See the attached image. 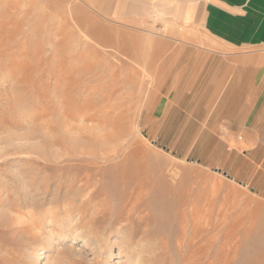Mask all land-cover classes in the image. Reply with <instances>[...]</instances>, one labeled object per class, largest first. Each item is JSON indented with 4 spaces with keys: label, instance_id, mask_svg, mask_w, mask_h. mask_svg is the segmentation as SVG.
<instances>
[{
    "label": "rangeland",
    "instance_id": "374dc122",
    "mask_svg": "<svg viewBox=\"0 0 264 264\" xmlns=\"http://www.w3.org/2000/svg\"><path fill=\"white\" fill-rule=\"evenodd\" d=\"M89 1L0 0V264H165L182 236L184 218L175 217L184 200L202 219L197 238L206 240L192 249L212 239L214 264L223 243L238 250L236 264H251L250 254L264 253V83L260 93L254 85L264 74L243 55H264V43L230 51L203 44L200 19L177 35L133 27ZM257 4L247 17L264 23V0ZM208 54L231 61L224 99L210 92L223 63L201 57ZM245 102L254 109H240ZM245 113L254 118L241 121ZM255 121L257 134L238 133L240 125L255 130ZM67 139L89 147L101 140L117 162L127 157L119 178L93 185L102 196L84 206L68 205L81 194L62 197L59 179L49 176L61 171L42 164H58L73 147ZM110 162L103 166L113 169ZM111 210L123 213L90 225ZM205 218L209 232L200 229ZM200 257L192 264H207Z\"/></svg>",
    "mask_w": 264,
    "mask_h": 264
},
{
    "label": "crops",
    "instance_id": "0c3cea01",
    "mask_svg": "<svg viewBox=\"0 0 264 264\" xmlns=\"http://www.w3.org/2000/svg\"><path fill=\"white\" fill-rule=\"evenodd\" d=\"M93 1L96 7L100 9L99 11L101 13L118 18L119 20H126L128 23L133 24V27H139L141 24H143V27L148 26L155 29L163 28L166 31H174L176 29L175 32L177 35L178 33L182 34V30L184 28L183 25L185 23H192L190 20L194 19L198 25V22L201 20L203 29L202 34L204 35L203 44L208 45L214 43L227 48L231 47L229 49L230 51H232L234 47H239L241 45H246L249 47L256 45L257 43H264V23L252 21L253 18L247 17V14L251 12V10L246 9V7L258 8L261 4L257 3H261L263 0H201L200 3L199 1L195 2V0ZM162 20H165L167 23L165 25L161 24ZM195 22L193 21V24ZM193 40L194 42H197L194 38L191 39V41ZM253 52L254 51H251V54H255V56L249 54L243 56L246 58V60L252 62L249 65L250 69H254L256 72H261L264 74L262 65L264 55H256L257 53ZM197 53L200 52L198 51ZM201 57L206 61L212 58L214 62L219 61L223 63V70L218 71L217 68L215 75L212 77L216 81H213V89L210 92H220L224 99L228 91V87L232 83L231 78H233V75L231 77L228 74L231 72V69L225 68V63H229L231 61L228 59L226 60V55L225 57H222L208 54L206 57ZM196 61L197 58L195 57L191 59L192 63ZM247 66L248 63H245L242 67L246 68ZM208 71H205L204 69L202 70V72L205 74H207ZM191 74L192 76L197 74L196 69H193ZM255 81L256 83L254 85L257 88V93H260L258 87L261 88V85H263L264 76L263 79L261 76H259V78ZM210 85H212V83H210ZM252 103L245 102L246 105L240 109H245L246 111L252 110L254 109L253 105H251ZM257 116L258 112L255 113V118ZM249 118L253 119L254 115L245 113L243 114V118H240V120L243 121L245 119L246 121H249ZM258 126L259 124L257 121L254 123V127L256 128L255 130L250 126L240 125L238 126L240 129L238 133H240L243 129H249L250 133L257 134Z\"/></svg>",
    "mask_w": 264,
    "mask_h": 264
},
{
    "label": "bare ground",
    "instance_id": "6f19581e",
    "mask_svg": "<svg viewBox=\"0 0 264 264\" xmlns=\"http://www.w3.org/2000/svg\"><path fill=\"white\" fill-rule=\"evenodd\" d=\"M90 2V1H89ZM78 5V3H77ZM94 8V7H93ZM99 12V11H98ZM76 15V14H75ZM79 18V17H78ZM80 19V18H79ZM81 21V20H80ZM83 24V23H82ZM125 24V23H124ZM94 26V25H93ZM81 27V26H80ZM104 28V27H103ZM91 31V30H90ZM89 31V32H90ZM100 31V30H99ZM102 31V30H101ZM100 33V32H99ZM98 33V34H99ZM85 34V33H84ZM94 34V33H93ZM87 35V34H86ZM97 35V34H96ZM98 37V36H97ZM104 40V39H103ZM97 42V41H96ZM119 45V44H118ZM108 47V46H107ZM117 47V46H116ZM129 47V46H128ZM106 49V48H105ZM112 49V48H111ZM160 49V48H159ZM132 54V52H131ZM126 55V54H125ZM139 56V55H138ZM147 57V56H146ZM228 57V56H227ZM137 64V63H136ZM145 65V64H144ZM144 67V66H143ZM137 70V69H136ZM143 70V69H142ZM107 71V70H106ZM63 74V73H62ZM31 77V76H30ZM32 78V77H31ZM153 78V77H152ZM33 79V78H32ZM146 79V78H145ZM232 79V78H231ZM239 79V78H238ZM23 80V79H22ZM22 80H20L21 82H23ZM27 82H23V84H27L29 83L28 79H26ZM1 81V80H0ZM34 81V80H33ZM216 81V80H215ZM261 81V80H260ZM32 82V80H31ZM68 85H70L68 82H67ZM64 85H66V83H64ZM63 85V86H64ZM156 85V84H155ZM27 86V85H26ZM25 86V87H26ZM210 86V85H209ZM40 90V89H39ZM26 92V89L25 91ZM28 92V91H27ZM17 93V92H16ZM19 94V93H18ZM43 94V93H42ZM40 95V94H39ZM45 95V94H44ZM43 95V96H44ZM58 95V93H57ZM46 96V95H45ZM44 96V97H45ZM23 97V96H22ZM41 97V96H40ZM42 97V98H44ZM43 102V100H42ZM47 103V101H46ZM42 105V103H41ZM62 106V105H60ZM43 108V107H42ZM61 108V107H60ZM70 111V110H69ZM68 111V112H69ZM68 112H66L68 114ZM73 114V112H69V115ZM68 117V116H67ZM30 136V135H29ZM12 137V136H11ZM67 140H71L69 141L68 143H72L73 144V147L71 148V151L67 152L66 151V154H62V156L58 157L57 160H58V164L56 163H42L43 166L47 169V170H57L58 172L61 171L59 174L57 173H54L53 172L49 175L52 179L53 178H57L59 179V185H60V188H61V193H63V196L62 197H65V198H70V197H75V195H77V193L80 195L79 197V200L76 198L74 199V201L72 202H69L67 203L68 205H71L73 204L74 202H76L78 205L76 206H81V205H86L88 201H90V199H95L96 198V194H98V196H102L101 194L99 193H96L98 191V188L96 190V192H94L93 190H89L92 188V186L94 185V187L96 185L98 186H101L103 183L105 185H108L110 184L111 182L115 181L117 176L119 178V175H120V171L118 170L119 173H117L116 169H119V165H123V166H126L128 164V161H127V157H125V159L123 161H116V155L113 154H109L108 153V149L106 147H104V143L101 141V140H97L94 144H92L91 147L90 144L89 145H84V143L80 142V141H75L74 139H67ZM86 144V143H85ZM109 151V152H110ZM41 152V151H40ZM120 153V152H119ZM118 155V154H117ZM46 156V155H45ZM118 158V157H117ZM110 159V160H109ZM113 159V160H112ZM115 159V160H114ZM129 160V159H128ZM111 161V162H110ZM45 162V161H44ZM113 163L115 164L114 165V168L113 169H110L109 166L110 165H106V167L103 166L104 163ZM137 164V163H136ZM139 165V164H138ZM122 167V166H121ZM123 168V167H122ZM126 169V167L124 168ZM129 169V168H128ZM121 170V169H120ZM129 170H127V172L123 170V173H121L123 175V179L125 181V179L127 178V180L129 181L130 178L131 180L133 181L132 177L130 176V178L128 179L129 177V173H128ZM133 171V170H132ZM130 171V173L132 172ZM111 173L114 174V178L111 179V177L107 176L106 178H104L102 175L103 174H108V173ZM119 174V175H118ZM133 174V173H132ZM128 176V177H127ZM122 177V176H120ZM117 178V179H118ZM134 178V177H133ZM122 179V180H123ZM135 180V179H134ZM142 180V179H141ZM140 180V181H141ZM130 182V181H129ZM137 182V181H135ZM68 183V184H67ZM123 183V182H122ZM140 184V183H139ZM143 184V183H141ZM148 185V183H146ZM136 186H139L138 184H136ZM135 186V187H136ZM142 186V185H140ZM144 187V185H143ZM125 188V187H124ZM137 188V187H136ZM146 188V187H145ZM149 188V187H148ZM95 189V188H94ZM142 189V188H141ZM140 189V190H141ZM137 190V189H136ZM144 190V189H143ZM142 190V191H143ZM150 190V189H149ZM145 191V190H144ZM143 191V192H144ZM141 192V191H140ZM52 193V192H51ZM113 193H116L113 192ZM131 193V191H130ZM129 193V194H130ZM142 193V192H141ZM145 194V193H144ZM143 194V196H144ZM57 195V194H56ZM73 195V196H72ZM131 195V194H130ZM129 195V196H130ZM135 195V194H134ZM137 195V194H136ZM141 195V194H140ZM114 196V195H113ZM127 196V195H126ZM84 197H86V200H83ZM115 197V196H114ZM121 197V196H120ZM134 197V196H133ZM132 197V198H133ZM136 197V196H135ZM108 198V197H106ZM125 198V197H124ZM131 198V197H129ZM139 198V197H138ZM136 198V199H138ZM55 199V198H54ZM183 199V198H182ZM185 199V198H184ZM183 199V200H184ZM191 199V198H190ZM133 200V199H132ZM131 200V202H132ZM182 200V201H183ZM109 201V200H108ZM126 201V200H124ZM129 201V200H128ZM135 201V199H134ZM130 202V203H131ZM180 202V201H179ZM104 203V202H103ZM116 203V202H114ZM138 203V202H137ZM64 204V203H63ZM125 204V203H124ZM133 203H131L132 205ZM192 204V203H191ZM67 205V206H68ZM130 205V207H131ZM135 205V204H134ZM40 207V206H39ZM127 207V210H128V206L126 205ZM198 207V206H197ZM137 208V207H135ZM70 209V208H69ZM113 209V208H112ZM125 209V207H124ZM130 209V208H129ZM133 209V208H132ZM213 209V208H212ZM34 210V209H33ZM124 211V210H123ZM129 211V210H128ZM104 211H102L103 213ZM108 212V210H107ZM131 212V211H130ZM177 212V211H176ZM175 212V214H176ZM180 212V213H179ZM179 212H177L176 214V217L174 216L176 219H181L180 217L184 218L180 223V225H182V236L179 237V239L177 240L178 244L180 243V245L177 244L178 248L176 249L175 252H173V256H170L168 257V259H165L164 262L165 264H192L194 261H196L200 256L202 257L203 255V258L204 259H207V264H214V261L212 260V257L214 254V252L212 253L210 251V244H211V240L212 239H209V241L207 242V246L205 245L203 247V244L201 249V251L197 250L195 251L196 249H192V246L194 247L193 244H195L194 242H196L195 240H200L201 239H204L203 236H201V239H200V236L199 238H197V236L199 235V228H198V223H199V220H202V219H199L197 218L196 216V209H195V206H192L190 205V203L187 201V200H184V202H182L181 204V208L179 209ZM49 213V212H48ZM101 213V215H102ZM123 213V212H122ZM122 213H119V212H112V210L109 212V213H104L103 216L101 217H98L97 219L96 218H91L90 222L91 223L90 225H93L92 227L96 226V224L98 222H100L101 220H104V219H107V220H115L117 219L119 216L122 215ZM18 214V213H17ZM147 214V213H146ZM179 214V216H178ZM30 215V214H29ZM28 215V216H29ZM125 215V214H124ZM178 216V218H177ZM163 217V216H162ZM20 218V217H19ZM37 218V217H36ZM140 218V217H139ZM138 218V219H139ZM189 218H190V221H189ZM201 218V217H200ZM62 219V218H61ZM69 219V218H68ZM127 222H129L131 219L133 220V217L131 216V214H128L127 217L125 218ZM178 219V220H179ZM204 219V218H203ZM206 219V224L205 226L203 224H201V226L203 225L205 227V229H202V227H200V229L203 231H208L210 230V218H205ZM60 220V219H59ZM129 220V221H128ZM22 221V220H21ZM109 221V222H110ZM175 221V220H174ZM181 221V220H179ZM204 221V220H203ZM218 222V221H217ZM88 223V224H89ZM38 224V223H37ZM87 224V225H88ZM128 224V223H127ZM89 225V227H91ZM179 225V224H178ZM179 225V226H180ZM227 226V225H226ZM106 228V227H105ZM108 228V227H107ZM129 228V227H128ZM122 231V230H121ZM119 232V231H118ZM125 232V231H124ZM144 233V232H143ZM158 233V232H157ZM205 233V232H204ZM203 235V234H202ZM61 236V235H60ZM130 236V235H129ZM227 236H230L229 234H227ZM264 237V236H263ZM207 239V237H205ZM254 238V237H253ZM132 239V238H131ZM261 238H258L257 240H260ZM197 240V241H198ZM205 240V239H204ZM225 240V244H227V242H229V238L226 237ZM252 240V238H251ZM255 240V239H254ZM262 240V239H261ZM52 241V240H51ZM159 241V240H158ZM203 241V240H202ZM206 241V240H205ZM232 241V240H231ZM99 243V242H98ZM262 243V242H261ZM93 245V244H92ZM125 245V244H124ZM199 245V244H198ZM218 245V244H217ZM224 245V243H223ZM223 245H222V248L220 249V255H219V263L217 264H236L235 261H237L238 257H239V252L238 250H229L226 249V248H223ZM264 245V244H263ZM196 246V245H195ZM261 246V245H260ZM96 248V247H95ZM101 248V247H100ZM126 248V247H125ZM140 248V247H139ZM226 249V251H225ZM171 251V250H170ZM165 254V252H163ZM212 253V254H211ZM245 253H248V252H245ZM162 254V253H161ZM163 254V256H164ZM156 256V255H155ZM162 256V255H161ZM160 256V257H161ZM248 256V255H247ZM128 257V256H127ZM149 258V255L147 256ZM146 257V259H147ZM151 257V256H150ZM159 257V255H158ZM159 257V259H160ZM200 257V258H201ZM167 258V257H165ZM152 259V258H151ZM150 259V260H151ZM154 259V258H153ZM164 259V258H163ZM202 259V258H201ZM214 259V257H213ZM248 259L250 260L251 264H264V253L263 252H256V253H252L248 256ZM148 260V259H147ZM149 260V261H150ZM199 260V259H198ZM246 260V259H245ZM217 261V259H216ZM215 261V262H216ZM156 262V261H155ZM153 262V263H155ZM158 262V261H157ZM163 262V263H164ZM242 262V261H241ZM159 263V262H158ZM206 263V262H205Z\"/></svg>",
    "mask_w": 264,
    "mask_h": 264
}]
</instances>
